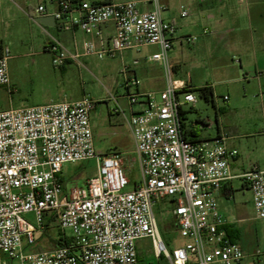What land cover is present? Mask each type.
<instances>
[{
	"label": "built area",
	"instance_id": "2783aa9c",
	"mask_svg": "<svg viewBox=\"0 0 264 264\" xmlns=\"http://www.w3.org/2000/svg\"><path fill=\"white\" fill-rule=\"evenodd\" d=\"M165 1L149 0L150 11H142L136 1L49 0L56 6L52 13L45 5L37 7L39 15L52 16L57 29L73 37L70 49L43 28L49 39L44 49L54 66L75 62L82 68L83 58L122 56L158 46L159 52L147 61L163 65L167 84L158 94L132 93L139 82L124 68L130 112L119 105L115 111L123 116L135 142L142 175L141 183L130 191L124 154L96 150L91 122L97 107L94 100L65 99L0 111V264H140L142 240H149L156 257L170 264H241L248 256L228 236L231 222L217 200V194L237 178L232 162L240 153L228 146L225 136L190 138L184 106L195 105L198 99L187 80L173 78L170 51L180 26L176 20L164 19ZM190 16V9L181 5L180 18ZM109 25L113 32L107 34ZM79 32L86 36L81 42ZM184 39L191 43L196 37ZM11 58L9 48H2L0 87L9 90ZM113 100L118 103L116 97ZM136 106L142 108L134 110ZM93 159L98 175L86 180L85 186L78 184V177L65 180V165ZM238 178L252 192L257 218L264 220V169L253 166ZM165 199L173 201L170 212L187 240L172 252L154 212ZM28 213L36 215L39 228L25 219ZM49 216L56 217L66 241L29 252L39 243L36 233L46 234ZM261 255L258 251L251 256Z\"/></svg>",
	"mask_w": 264,
	"mask_h": 264
},
{
	"label": "rangeland",
	"instance_id": "374dc122",
	"mask_svg": "<svg viewBox=\"0 0 264 264\" xmlns=\"http://www.w3.org/2000/svg\"><path fill=\"white\" fill-rule=\"evenodd\" d=\"M3 1L5 5H8L6 2L8 0H0V4ZM31 3L37 5L38 1L32 0ZM17 15L20 19L10 23L9 28H5L0 19V50L8 47L12 56L8 62L11 90L8 87H0V111L19 109L46 101L58 102L65 99L75 101L84 98L94 100L97 102V109L92 116L96 127L94 137L96 150L99 153L114 150L124 154V168L130 181L126 190H133L142 180L135 142L124 118L121 115L109 117V112L118 107L113 97L127 94L125 79L129 72L124 74V68L135 67V61L140 57L139 52L127 51L122 56H106L103 59L91 56L81 59L84 64L82 68L75 62L65 64L62 68L56 67L53 64L52 55L44 49L43 41L46 37L40 34L38 24ZM189 67L188 64V70ZM191 72L200 81L207 78L209 73L215 75L211 69L206 71L205 68L191 70ZM216 77H213L214 80H217ZM237 90L239 91V87ZM132 91L134 92L135 89ZM255 91L257 92L255 88L251 90V92ZM194 93L200 110L190 114L192 116L201 114L204 118L215 121L216 109L213 104L202 99L199 93ZM221 96L218 95L217 99L221 100ZM261 96L257 92L247 102L242 103L240 111L224 114L223 122L229 136L234 137L233 142L237 143L238 151L245 164L249 165V168L258 166L264 169V136L260 135V132L264 131V100ZM119 102L127 111V99L120 98ZM65 170L68 176L65 178L66 181L69 178L78 177L77 182L83 187L86 180L98 175V163L96 159L69 163L65 165ZM234 189V198L224 201L221 209L227 220L235 223L244 233L241 244L248 256L241 264H264V220L257 218L252 192L244 185L243 180H235ZM171 206L170 199L161 200L156 204L154 212L161 236L172 252L182 247L187 240L182 237L175 223L174 216L170 212ZM24 217L34 227L39 228L34 213L25 214ZM61 233L57 227L53 226L46 235L36 233L38 245L27 250L37 252L53 248V239L59 238ZM70 233L68 230L67 234ZM138 250L140 264H170L168 260L156 257L149 240L139 242ZM258 251L262 253L261 256H251V253ZM9 264L19 263L15 261Z\"/></svg>",
	"mask_w": 264,
	"mask_h": 264
},
{
	"label": "crops",
	"instance_id": "0c3cea01",
	"mask_svg": "<svg viewBox=\"0 0 264 264\" xmlns=\"http://www.w3.org/2000/svg\"><path fill=\"white\" fill-rule=\"evenodd\" d=\"M31 1L8 0L6 1L8 5H5L4 1L0 4V19H2L5 28H9L10 23L20 19L17 18V14H19L21 18L38 24L40 34L46 37L43 41L44 48L49 39L43 32V28L50 34L57 36L72 49V35L59 31L52 16H43L36 12L38 6L45 5L48 11L52 13L56 10V6L50 4L49 0H37V5H33ZM91 2L111 3L122 1L92 0ZM136 2H138L142 11L153 9L149 0ZM165 5L164 19L176 20L180 26L178 40L175 41L173 49L170 51L173 78L187 80L192 91L205 87L210 88L214 96L213 102L210 103L216 109L215 121L206 119L201 114L197 116L190 114L193 111L198 112L200 110L198 101L195 105L184 106L185 117L191 126L190 138L212 139L225 136L227 137L228 146L239 150L237 143L233 142L234 137L229 136L226 131L223 115L240 111L243 106L242 103L247 102L257 92L262 95V100H264V0H166ZM181 5H185L190 9L191 16L188 19L180 18ZM41 17L46 18L45 25L37 22V19ZM204 29H209L211 33L204 35ZM112 32L113 28L109 25L106 33ZM187 36H195L196 40L189 43L184 39ZM77 37L80 42L86 39V36L81 32L77 33ZM159 50L158 46H149L137 51L140 56L136 59L138 64L129 69L128 77L137 79L139 84L137 87H132L130 92L158 94L166 88L167 81L163 65L147 61L150 55L159 52ZM1 51L2 49L0 54ZM70 63L72 62L66 64ZM188 64L190 66L189 70ZM202 68H205L206 71L211 69V72H215L214 76H217V80H214L213 73H209L210 75L207 78L200 81L191 72V70ZM238 87L239 91L237 90ZM253 88L257 92H251ZM132 89H135V91L133 92ZM221 89H223L222 93L220 92ZM126 91L128 92L127 88ZM218 95H222L221 100L217 99ZM125 96L117 97L118 103L115 101L117 105L121 106L120 98L126 99ZM226 96L229 97L228 101L224 100ZM49 102L53 101L40 102L32 106ZM141 108L142 106H136L134 110H140ZM115 110L109 112V117L121 115ZM127 112H130L129 105ZM92 116L93 113L91 122L95 137L96 127ZM260 133L264 136V131ZM249 169V165L245 164L241 154L238 159L232 162V172L237 178L233 179L217 194L220 211L224 216L221 205L224 201H230L234 198V181L241 180L238 177ZM230 225L234 231L233 238L242 246L241 240L244 233L235 223L231 222ZM243 249L245 250L244 247Z\"/></svg>",
	"mask_w": 264,
	"mask_h": 264
},
{
	"label": "trees",
	"instance_id": "16d2710c",
	"mask_svg": "<svg viewBox=\"0 0 264 264\" xmlns=\"http://www.w3.org/2000/svg\"><path fill=\"white\" fill-rule=\"evenodd\" d=\"M193 92L199 93L200 97L202 99H204L208 103L213 102V100H214L213 91L210 88H206L205 87V88H201V89H195V90H193ZM55 220H56L55 216H49V217L46 218V224H45V226L47 228L46 234L50 230V227L53 226V227H57L58 228ZM226 229H227V232H228V236L231 238V240L236 242V240L233 238L234 237V231L231 229V225H228ZM58 230L61 233L59 228H58ZM62 235L63 234L61 233L59 238L53 239V242H54L53 247L59 246L60 244H62L63 241H66V240H63Z\"/></svg>",
	"mask_w": 264,
	"mask_h": 264
},
{
	"label": "water",
	"instance_id": "95a60500",
	"mask_svg": "<svg viewBox=\"0 0 264 264\" xmlns=\"http://www.w3.org/2000/svg\"><path fill=\"white\" fill-rule=\"evenodd\" d=\"M37 22L45 25L46 24V18H44V17L38 18Z\"/></svg>",
	"mask_w": 264,
	"mask_h": 264
}]
</instances>
